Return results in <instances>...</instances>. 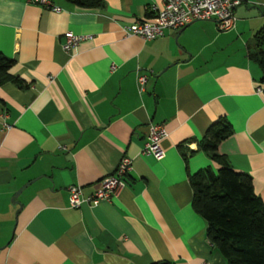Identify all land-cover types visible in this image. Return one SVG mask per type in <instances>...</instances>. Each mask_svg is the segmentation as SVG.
<instances>
[{"label": "crops", "instance_id": "crops-1", "mask_svg": "<svg viewBox=\"0 0 264 264\" xmlns=\"http://www.w3.org/2000/svg\"><path fill=\"white\" fill-rule=\"evenodd\" d=\"M50 2L59 10L0 0V53L26 84L0 85V264H225L188 175L216 170L197 143L224 117L231 133L216 151L264 204V85L246 52L264 0H240L229 30L196 20L152 40L122 27L152 20L161 0ZM66 31L83 35L69 53ZM149 123L167 131L159 158L140 152ZM121 156L131 168L109 200L68 207L69 186L91 193Z\"/></svg>", "mask_w": 264, "mask_h": 264}, {"label": "trees", "instance_id": "trees-1", "mask_svg": "<svg viewBox=\"0 0 264 264\" xmlns=\"http://www.w3.org/2000/svg\"><path fill=\"white\" fill-rule=\"evenodd\" d=\"M79 7L99 8L103 0H65ZM248 57L257 63L259 82L264 85V25L256 29L246 44ZM13 58L0 53V85L10 82L18 88L26 84L8 72ZM264 95V87L261 89ZM231 133L224 117L208 125L197 143L217 168L210 166L188 175L191 187L190 205L205 221L206 240L218 251L225 264H264V204L254 193L250 176L231 168L216 151L218 142ZM182 158L191 153L178 144ZM149 264H173L158 260Z\"/></svg>", "mask_w": 264, "mask_h": 264}, {"label": "built area", "instance_id": "built-area-1", "mask_svg": "<svg viewBox=\"0 0 264 264\" xmlns=\"http://www.w3.org/2000/svg\"><path fill=\"white\" fill-rule=\"evenodd\" d=\"M26 2L43 5L53 10L59 7L52 6L50 0H25ZM240 0H161V6L155 9L152 20H136L122 27L126 35L132 34L144 40H152L160 36L165 29H180L192 21L213 20L220 31L233 27V9ZM83 35L70 31L63 33L61 48L69 53ZM113 66L110 67L112 69ZM146 79V75L137 73L135 80L138 89ZM257 93L261 92L256 87ZM167 135V131L161 123H149L146 128V136L141 147V153L159 158L162 154L160 140ZM130 158L121 156L112 171L99 180L98 187L89 194L84 195L79 186L71 185L67 188V205L70 208L78 207L82 203L96 205L99 201L109 200L116 191L124 185L125 176L130 170Z\"/></svg>", "mask_w": 264, "mask_h": 264}, {"label": "water", "instance_id": "water-1", "mask_svg": "<svg viewBox=\"0 0 264 264\" xmlns=\"http://www.w3.org/2000/svg\"><path fill=\"white\" fill-rule=\"evenodd\" d=\"M19 191H20V188L13 194V196L11 197L12 201L14 200V197L19 193Z\"/></svg>", "mask_w": 264, "mask_h": 264}]
</instances>
